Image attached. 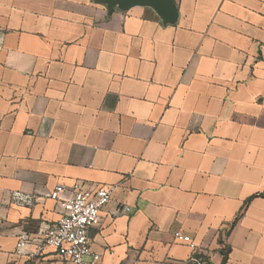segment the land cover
Wrapping results in <instances>:
<instances>
[{
  "label": "crops",
  "instance_id": "crops-1",
  "mask_svg": "<svg viewBox=\"0 0 264 264\" xmlns=\"http://www.w3.org/2000/svg\"><path fill=\"white\" fill-rule=\"evenodd\" d=\"M174 3L164 25L0 0V264H67L17 249L61 217L59 185L116 188L90 231L103 264H264V0Z\"/></svg>",
  "mask_w": 264,
  "mask_h": 264
},
{
  "label": "built area",
  "instance_id": "built-area-1",
  "mask_svg": "<svg viewBox=\"0 0 264 264\" xmlns=\"http://www.w3.org/2000/svg\"><path fill=\"white\" fill-rule=\"evenodd\" d=\"M115 191V187L88 189L77 186L71 195L64 199L62 198L64 187L56 186L50 198L60 204L61 217L54 225L40 230L34 240L27 232L21 233L17 237V249L23 251L36 242L39 252L52 249L67 264H103L102 255L92 248L90 231L100 221L102 211L113 200ZM13 196L19 205L31 203L28 197L20 193ZM130 211L129 207H118L116 213ZM174 237L179 242L191 241L190 237L184 236L181 232H175ZM188 263L208 264L199 251L193 253Z\"/></svg>",
  "mask_w": 264,
  "mask_h": 264
},
{
  "label": "water",
  "instance_id": "water-1",
  "mask_svg": "<svg viewBox=\"0 0 264 264\" xmlns=\"http://www.w3.org/2000/svg\"><path fill=\"white\" fill-rule=\"evenodd\" d=\"M111 14L116 9L129 11L136 7L150 8L161 18L164 25H174L179 19V11L174 0H98Z\"/></svg>",
  "mask_w": 264,
  "mask_h": 264
}]
</instances>
